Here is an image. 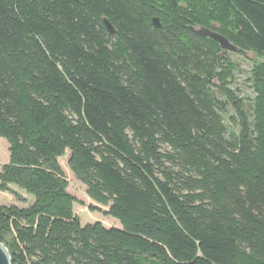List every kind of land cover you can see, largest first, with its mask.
Returning a JSON list of instances; mask_svg holds the SVG:
<instances>
[{"label":"trees","instance_id":"16d2710c","mask_svg":"<svg viewBox=\"0 0 264 264\" xmlns=\"http://www.w3.org/2000/svg\"><path fill=\"white\" fill-rule=\"evenodd\" d=\"M0 137L12 264H264V0H0Z\"/></svg>","mask_w":264,"mask_h":264},{"label":"rangeland","instance_id":"374dc122","mask_svg":"<svg viewBox=\"0 0 264 264\" xmlns=\"http://www.w3.org/2000/svg\"><path fill=\"white\" fill-rule=\"evenodd\" d=\"M231 55L234 59L239 62L241 71L237 73L236 76V87H240L241 95L251 94V90L245 85L244 81L248 76V71L250 69V64L254 59V55L250 52L245 53L244 55L238 54L237 52H232ZM69 152H67L66 156L61 157L59 159L60 165L65 172L66 178L69 182V192L77 197L78 203H75L74 209L75 212L81 218L82 224L86 225L94 222H102L106 227H120L119 220L113 218L112 216H108L105 214V211H108L109 207L99 204L93 201L87 194L86 186L80 182L75 175L70 170L68 164ZM9 162V145L7 141L0 137V168ZM24 199L25 201H18L14 194L10 192L0 191V205H10V204H18L21 206H26L32 201V197L28 195L23 190H20L17 187H13ZM95 206L98 210L92 211L90 210V206Z\"/></svg>","mask_w":264,"mask_h":264},{"label":"water","instance_id":"95a60500","mask_svg":"<svg viewBox=\"0 0 264 264\" xmlns=\"http://www.w3.org/2000/svg\"><path fill=\"white\" fill-rule=\"evenodd\" d=\"M151 22H152V25L154 27L161 28V23H160V20L158 17H153ZM103 23H104L108 33L112 37H115L116 29L111 24V22L107 18H104ZM196 30H197L198 34H200L204 37H210V38L216 40L220 44V46L223 50L238 51V47L235 46L228 38L221 35L220 33L216 32V31H212L211 29L204 28V27L196 29ZM0 264H12L9 251L5 247V245L1 242H0Z\"/></svg>","mask_w":264,"mask_h":264}]
</instances>
